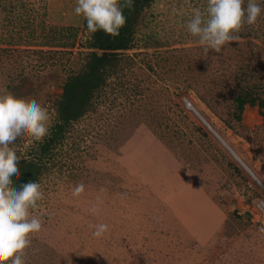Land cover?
Returning <instances> with one entry per match:
<instances>
[{"label":"rangeland","instance_id":"374dc122","mask_svg":"<svg viewBox=\"0 0 264 264\" xmlns=\"http://www.w3.org/2000/svg\"><path fill=\"white\" fill-rule=\"evenodd\" d=\"M206 4L151 0L87 111L44 154L65 85L103 51L76 0H0V91L51 116L43 141H17L20 160H42L31 210L42 229L26 264H264V11L238 40L205 51L186 22ZM240 96L257 104L241 111ZM100 223L109 230L97 238Z\"/></svg>","mask_w":264,"mask_h":264},{"label":"clouds","instance_id":"9594fccd","mask_svg":"<svg viewBox=\"0 0 264 264\" xmlns=\"http://www.w3.org/2000/svg\"><path fill=\"white\" fill-rule=\"evenodd\" d=\"M207 0L206 8H194L186 22L187 31L198 37V43L219 52L228 42L239 39L238 33L247 23L253 25L262 14L257 0ZM133 0H76L74 12L82 15L87 30H103L119 36L126 24L123 8H131ZM49 110L36 99L18 98L8 90L0 91V264H26L25 251L30 247L33 233L42 229V222L32 215V209L43 199L40 183L29 181L19 189L13 187V177L19 173L20 156L17 144L25 135L41 142L50 132ZM24 158L29 159L24 153ZM103 191V189H101ZM85 185L77 183L72 195L79 197ZM93 214L98 208L93 206ZM93 236L102 237L109 229L107 224L94 225Z\"/></svg>","mask_w":264,"mask_h":264},{"label":"trees","instance_id":"16d2710c","mask_svg":"<svg viewBox=\"0 0 264 264\" xmlns=\"http://www.w3.org/2000/svg\"><path fill=\"white\" fill-rule=\"evenodd\" d=\"M151 0H133L131 8L124 7L123 14L126 17V24L120 29L119 36H111L102 29L93 33V49L102 50L99 55L97 51L92 52L89 69L80 75L73 76L65 85V98L61 103L59 110V121L57 122L51 137L45 142L43 153H47L53 144L58 141L65 127L73 120H77L87 111L89 103L95 94L104 84L109 68L114 65L118 59L119 51L128 49L131 45L133 27L138 19L140 12ZM123 3V0H121ZM239 108L242 111L245 104L255 106L256 99H244L238 97ZM19 173L13 177V187L19 189L23 184L29 181L38 180L42 172V160H19Z\"/></svg>","mask_w":264,"mask_h":264},{"label":"bare ground","instance_id":"6f19581e","mask_svg":"<svg viewBox=\"0 0 264 264\" xmlns=\"http://www.w3.org/2000/svg\"><path fill=\"white\" fill-rule=\"evenodd\" d=\"M203 122L206 124L208 129L220 140L221 143H223L226 148L230 151V153L235 157V159L249 172L253 173L251 168L247 165L245 160L241 157V155L230 145L228 140L224 138L217 128L203 115H201ZM255 175V174H254ZM254 177V176H253ZM203 214V213H202Z\"/></svg>","mask_w":264,"mask_h":264}]
</instances>
